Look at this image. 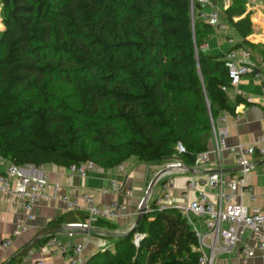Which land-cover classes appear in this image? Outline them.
<instances>
[{
  "label": "trees",
  "instance_id": "16d2710c",
  "mask_svg": "<svg viewBox=\"0 0 264 264\" xmlns=\"http://www.w3.org/2000/svg\"><path fill=\"white\" fill-rule=\"evenodd\" d=\"M229 1L212 0L241 36L232 47L248 49L258 68L264 42L246 39L248 0ZM0 3V155L7 161L114 168L136 157L191 168L208 149L212 122L234 112L224 54L205 51L215 28L199 17L204 4L196 0L193 8L191 0ZM86 216L76 210L52 219L1 264L20 262ZM136 232L144 234L137 246ZM196 247L182 211L158 210L151 200L134 230L82 264H196Z\"/></svg>",
  "mask_w": 264,
  "mask_h": 264
},
{
  "label": "crops",
  "instance_id": "0c3cea01",
  "mask_svg": "<svg viewBox=\"0 0 264 264\" xmlns=\"http://www.w3.org/2000/svg\"><path fill=\"white\" fill-rule=\"evenodd\" d=\"M229 2L225 0L224 6L227 7ZM214 7H216L215 4L213 7L204 5L203 11H212ZM246 12H250L253 28L252 33L246 39L250 42H264V0H251ZM219 18L224 25L228 23L227 20L223 21L220 15ZM211 46L218 50L210 51L209 48ZM231 47L232 45L228 41H226L225 48H221L218 43L209 45L206 42L204 45L205 51L209 54H224ZM256 70L264 74V63L260 64ZM227 94L230 104L234 106V112L229 113L225 121L221 123L227 129V147L251 143L256 146H264V142H258L259 138L264 136L263 84L253 74L249 73L244 75L237 85L228 88ZM238 97H241L244 101L237 102ZM214 146V140L211 138L208 150L214 149ZM209 158L208 168L210 169H201L193 166L187 168L186 171L175 169L159 177L165 179L168 174L173 177L172 195L174 202L185 203L196 199L197 191L189 192L185 200L179 198L180 192L191 179L201 180L211 170H220L226 175L240 171H234L239 165L236 163L234 154L229 148L221 152L220 158L213 152L209 154ZM248 159L251 165L246 181L252 186L256 199L252 202L247 194H240L239 192L235 193V198L250 210L255 204H264V163H260L264 160V155L255 153L249 156ZM129 160L132 161L128 168L125 167V162L121 170L115 167L102 168L96 165L92 169H87L84 175L75 173L65 166L43 165L42 169L46 173L48 183L43 195L33 208V217L27 221L26 230L16 237H12V233L16 228L17 221L26 215L23 202L14 193L0 191V241L12 237L10 245L0 250V264L9 260L16 250L30 243L36 237L38 231L52 219L62 216L68 211H84L77 208L68 209L61 199L62 194L68 195L70 200H77L81 206L85 205L81 199V195L84 193L90 194L99 205L107 204L112 200H117L127 205L130 213L128 217L114 218L109 220L108 223L94 224L90 229H77L74 231L72 238L67 236L66 228L59 230L56 234L61 239L83 244L81 252L82 263L94 252L112 247L114 239L130 231L134 225L138 204L145 195L149 182L160 170L164 169L167 163H143L133 157ZM112 180H116L124 188L130 189V196H124L122 192L114 191L111 185ZM158 186L159 191L151 198L152 201L161 193V183ZM83 220L79 219L75 222ZM194 221L200 230H205L201 219L195 218ZM243 245H253V240L248 230L243 231L238 245L218 252L214 264H264V250L252 248L248 255H244L240 252V247ZM13 264H70V262L64 255L55 250H43L42 247H32L20 262Z\"/></svg>",
  "mask_w": 264,
  "mask_h": 264
},
{
  "label": "built area",
  "instance_id": "2783aa9c",
  "mask_svg": "<svg viewBox=\"0 0 264 264\" xmlns=\"http://www.w3.org/2000/svg\"><path fill=\"white\" fill-rule=\"evenodd\" d=\"M204 5L214 6L212 0H196ZM192 8L194 0H191ZM199 17L212 25L217 31H224L225 25L220 21L217 11H202ZM227 41L233 46L235 42L231 37ZM225 65L228 68L230 84L235 86L241 78L246 74H253L264 86V74L257 71L252 61L251 53L243 47H231L224 53ZM223 89H226L223 87ZM229 111H223L217 118L216 122H212V139L215 146L212 150H205L197 155L194 167L201 169H210L209 154L213 152L218 158L221 152L229 148L234 154L236 163L242 167L238 173L230 175L223 174L220 170H211L201 180H189L183 190L180 192V199H187L189 192L197 191L196 199L185 203H176L172 195L174 179L169 174L161 184V193L153 200L156 209L165 210L174 207L182 211L187 221L192 225L197 237V247L199 258L196 264H214L216 254L221 250L229 249L238 245L244 230L250 232L253 245H243L240 252L248 255L252 248L264 250V204L253 205L250 210L235 198V193L247 194L249 199L254 202L256 197L252 186L247 183L246 176L250 168L249 156L258 153L264 155V146H256L255 144L234 145L227 147V129L221 123L225 121ZM258 142H264V136L260 137ZM178 150L184 151L182 145L178 144ZM0 191H7L17 195L23 202L26 215L22 219H18L12 237L19 236L27 228V221L33 217V208L39 198L43 195L48 178L42 169V165L36 166L31 163L17 165L5 160L0 155ZM96 164L87 160L80 164H72L69 169L80 175H84L87 169H92ZM169 173L172 170L186 171L187 167L178 159L169 161L164 168ZM115 168L121 170L123 164L117 165ZM162 174V175H163ZM112 188L116 192H122L124 196H130L131 190L126 189L116 180L111 181ZM68 209H82L87 216L83 221L72 222L67 224L66 234L72 238L74 231L77 229H90L98 219L111 220L114 218H125L130 215L128 207L125 203L112 200L104 205H99L94 198L84 193L81 199L85 205H79L77 200H70L66 194L61 195ZM140 203L138 204V210ZM148 209V204H146ZM138 213V211H137ZM195 218L201 219L205 230H200L195 224ZM144 236L143 233L136 232L133 236V243L137 246ZM8 237L0 241V250L8 247L11 238ZM42 249H52L64 255L70 264H81V252L83 244L80 242H72L64 240L58 236L49 238L42 246Z\"/></svg>",
  "mask_w": 264,
  "mask_h": 264
},
{
  "label": "rangeland",
  "instance_id": "374dc122",
  "mask_svg": "<svg viewBox=\"0 0 264 264\" xmlns=\"http://www.w3.org/2000/svg\"><path fill=\"white\" fill-rule=\"evenodd\" d=\"M229 1V0H227ZM251 0H248L247 3H246V9L248 7V4L250 3ZM214 10L218 12V14L220 15L221 19L223 21H225V16L223 15V12H222V7L219 5V6H216L214 7ZM3 28V24H2V20H1V3H0V30ZM231 37L232 40L234 42H237V41H240L241 40V36L240 34L238 33V31L233 27L232 24H229V23H226L225 25V29L224 31H215L214 34H212V36L207 40L208 44L209 45H213L215 43H218V45L221 46V48H225V44H226V41H227V37ZM210 51H216L218 49H215L214 47L211 46V48H209ZM135 159H137L136 157H133ZM138 160V159H137ZM131 161L132 160H127L125 162V167L128 168V166L131 164ZM139 161V160H138ZM161 178H158L155 185H154V188L152 189L150 195H149V198H148V201H147V204L151 201V198L153 196H155L157 194V192L159 191V180Z\"/></svg>",
  "mask_w": 264,
  "mask_h": 264
},
{
  "label": "water",
  "instance_id": "95a60500",
  "mask_svg": "<svg viewBox=\"0 0 264 264\" xmlns=\"http://www.w3.org/2000/svg\"><path fill=\"white\" fill-rule=\"evenodd\" d=\"M260 163H264V160L261 161ZM242 167L241 166H238L234 169V171H237V170H241ZM168 170V167L167 168H164L162 170H160L154 177L153 179L149 182L148 184V187L146 189V192H145V195L143 196V198L141 199L140 201V207H139V210H138V213H137V217H136V220L134 222V225L132 226V228L130 230H134L135 227L139 224V222L141 221L142 219V216L143 214L146 212V204H147V201H148V198H149V195H150V192H151V189L154 185V183L157 181V179L164 173Z\"/></svg>",
  "mask_w": 264,
  "mask_h": 264
}]
</instances>
